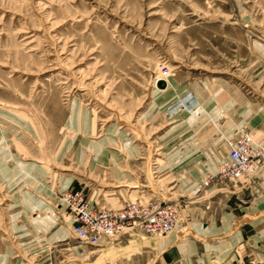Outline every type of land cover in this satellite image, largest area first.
<instances>
[{
    "label": "rangeland",
    "instance_id": "1",
    "mask_svg": "<svg viewBox=\"0 0 264 264\" xmlns=\"http://www.w3.org/2000/svg\"><path fill=\"white\" fill-rule=\"evenodd\" d=\"M163 66L177 96L159 95ZM240 109L257 115L254 131L234 125ZM242 128L264 147V0H0V244L14 260L62 264L70 244L93 252L83 264H115L143 244L125 237L151 259L162 237L139 231L80 244L63 196L112 211L173 205L171 234H185L208 193L199 184ZM46 226L69 240L39 261ZM254 232L233 264H264V221Z\"/></svg>",
    "mask_w": 264,
    "mask_h": 264
},
{
    "label": "crops",
    "instance_id": "2",
    "mask_svg": "<svg viewBox=\"0 0 264 264\" xmlns=\"http://www.w3.org/2000/svg\"><path fill=\"white\" fill-rule=\"evenodd\" d=\"M158 81L161 82V80ZM165 87L168 88L157 89L159 95L171 90L177 96L171 78H169ZM155 95L157 96L156 93ZM246 109L237 111L239 119L236 120L234 125L244 124L249 130L254 131L259 124L257 115L250 112L249 120H242V114L248 111ZM199 110H201L202 115L206 113L201 107L192 114L195 115ZM195 119L197 120V117L193 118V121ZM127 150L130 156L138 152V149L134 147ZM214 162H217L215 158ZM205 192H208L207 195L198 199L201 200L200 207L194 208L191 214L188 215L189 219L185 227L187 233L181 235L175 233L154 240L152 258L149 260L145 259L146 245L143 240L125 237L119 242L129 240L143 244L137 246V258L121 255L115 264H233L236 260V247L242 243L243 236L249 235V240L256 236L257 232L251 235L252 232L256 231L259 222L264 221V166L259 168L255 175L248 180L215 182ZM44 224L50 225V221ZM65 230L67 229L63 226L60 228L46 226L42 228V233L35 231L34 235L41 234L46 238H42L43 247L40 250L30 252L32 258L39 255L38 260L41 261L48 251L43 249L68 241L69 239L65 237ZM68 237L70 238V235ZM66 245L69 246L68 250L70 253L72 252L73 256L71 255L68 259L66 257L60 263L83 264V255L86 259L91 258L90 254L93 252L77 249V247H72L70 244ZM14 252L15 250L11 247H5L1 243L0 264H23L21 260L13 259ZM54 259L59 260V256L56 257L55 255ZM44 261L39 264H43Z\"/></svg>",
    "mask_w": 264,
    "mask_h": 264
},
{
    "label": "built area",
    "instance_id": "3",
    "mask_svg": "<svg viewBox=\"0 0 264 264\" xmlns=\"http://www.w3.org/2000/svg\"><path fill=\"white\" fill-rule=\"evenodd\" d=\"M163 79L172 76L163 66ZM228 156L215 174H208L198 188H210L215 182L245 181L264 166V147L257 146L245 129L227 141ZM68 217L72 220L71 234L82 245L100 246L103 242L129 231H139L150 237H164L174 232L178 213L173 205L151 207L129 203L119 211L105 207L95 208L80 193L63 196Z\"/></svg>",
    "mask_w": 264,
    "mask_h": 264
},
{
    "label": "bare ground",
    "instance_id": "4",
    "mask_svg": "<svg viewBox=\"0 0 264 264\" xmlns=\"http://www.w3.org/2000/svg\"><path fill=\"white\" fill-rule=\"evenodd\" d=\"M161 82H163V81H161ZM164 84H161V83H159L157 86V89H160V90H162V89H164L165 88V85H166V83L165 82H163ZM168 88V87H167ZM161 92V91H160Z\"/></svg>",
    "mask_w": 264,
    "mask_h": 264
}]
</instances>
